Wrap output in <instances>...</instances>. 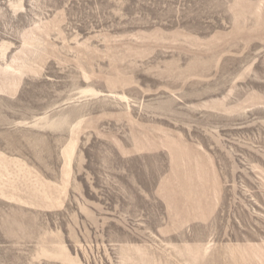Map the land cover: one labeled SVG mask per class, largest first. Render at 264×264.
Wrapping results in <instances>:
<instances>
[{
	"label": "rangeland",
	"instance_id": "rangeland-1",
	"mask_svg": "<svg viewBox=\"0 0 264 264\" xmlns=\"http://www.w3.org/2000/svg\"><path fill=\"white\" fill-rule=\"evenodd\" d=\"M0 264H264V0H0Z\"/></svg>",
	"mask_w": 264,
	"mask_h": 264
}]
</instances>
